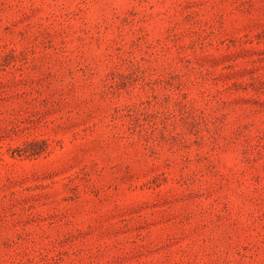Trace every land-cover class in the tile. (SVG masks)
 Returning <instances> with one entry per match:
<instances>
[{
	"label": "rangeland",
	"instance_id": "374dc122",
	"mask_svg": "<svg viewBox=\"0 0 264 264\" xmlns=\"http://www.w3.org/2000/svg\"><path fill=\"white\" fill-rule=\"evenodd\" d=\"M0 264H264V0H0Z\"/></svg>",
	"mask_w": 264,
	"mask_h": 264
}]
</instances>
